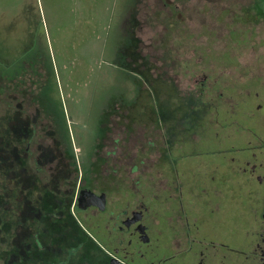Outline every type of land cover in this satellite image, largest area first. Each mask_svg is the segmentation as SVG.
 <instances>
[{
	"label": "rangeland",
	"instance_id": "obj_1",
	"mask_svg": "<svg viewBox=\"0 0 264 264\" xmlns=\"http://www.w3.org/2000/svg\"><path fill=\"white\" fill-rule=\"evenodd\" d=\"M133 1L0 0V264L27 243L30 264H52L36 235L68 250L67 221L101 234L109 214L74 209L85 190L107 194V212L153 206L162 250L185 219L244 238L251 153L227 145L250 141L235 121L264 132V0Z\"/></svg>",
	"mask_w": 264,
	"mask_h": 264
},
{
	"label": "flooded vegetation",
	"instance_id": "obj_2",
	"mask_svg": "<svg viewBox=\"0 0 264 264\" xmlns=\"http://www.w3.org/2000/svg\"><path fill=\"white\" fill-rule=\"evenodd\" d=\"M258 9L264 14V2L260 3ZM250 97L252 101L249 103ZM262 97L259 93L250 95L248 105L254 106V100L259 101ZM227 102H230L229 106L233 107V112L242 106L239 103H243L238 101V104H235V100L230 98ZM257 108L263 110V105H258ZM231 125L250 134V141L244 146L236 142L227 145L230 146L227 149L229 153L242 152L246 155L251 153V160L245 162L243 169V172L252 178V184L243 190L247 220L244 223L242 241L232 243L231 240L225 239L217 227L203 221L204 217L196 218L193 223L185 219L181 229L169 230L154 217L153 206H146L143 203L134 207L128 205L125 209L117 204L115 207L117 211L107 212L108 196L105 193L100 194L106 195L105 210L95 206L83 209L79 202V194L78 199L72 201L74 209L77 208L86 214L91 211L92 217H96L97 214H109L108 223L98 225L96 229L102 233L94 235L83 225L77 226L76 223L67 221L65 227L67 235L58 236L59 239L70 238L73 245L62 252L58 246L45 249L39 239L40 234H37L34 245L39 246L40 251H45L41 254L42 260L51 257L55 259L52 264H78L82 260L83 264H179L180 261L183 264H264V132L260 130L258 133L259 129L254 124L244 126L241 121H235ZM226 126H230L229 123L223 127ZM215 150L218 152L212 150L211 155L226 153L224 148ZM72 202L67 204L68 209ZM71 216L75 217V214ZM112 224L114 228L109 230ZM161 225L165 226V232L169 231L168 237L164 239L167 241L164 250L160 248L161 237L164 235ZM225 227L226 234L231 236L230 223L227 222ZM75 228L84 238L81 234L79 236ZM170 231L173 235H170ZM107 232L109 233L106 235ZM32 245L27 243L23 254L19 255V264H30L29 259L34 252ZM9 255L8 261L15 256L14 253Z\"/></svg>",
	"mask_w": 264,
	"mask_h": 264
},
{
	"label": "trees",
	"instance_id": "obj_3",
	"mask_svg": "<svg viewBox=\"0 0 264 264\" xmlns=\"http://www.w3.org/2000/svg\"><path fill=\"white\" fill-rule=\"evenodd\" d=\"M128 1V0H127ZM134 3L136 2V0H134L133 1ZM132 2V4L131 5H128L127 6V8H126V12L127 13H131V12H134L135 11V5H134V3ZM126 13V14H127ZM135 13V12H134ZM126 17V16H125ZM124 17V18H125ZM132 17H136V15L135 14H133L132 15ZM128 23V20H123V22H122V33H121V35H122V37L124 38L125 37V41H127V43L126 44H128V45H126V44H124L123 46H120V47H118V54L121 52L120 50V48H123L125 45L126 46H129L130 44H131V41H132V31H131V29L130 28H127V24ZM128 38V39H127ZM130 48V47H129ZM123 52V51H122ZM122 52L119 54L120 56H119V59H124V57H123V55H121L122 54ZM118 59V60H119ZM121 61V60H120ZM123 64V63H122ZM138 72L136 71V70H132V72H130V74H132V75H138L137 74ZM137 77V76H136ZM142 79V78H141ZM139 88V87H138ZM47 110H48V107H45V112H47ZM48 116V115H47ZM55 129H56V132H58V129L55 127ZM94 144H96V141H93V143H92V145H91V150L94 148ZM65 145H67V148L69 147L71 150H72V143L70 144V142H69V140H67L66 142H65ZM92 152V151H91ZM83 159H82V162H83V165L85 166V169H86V166H88V163H89V161H91L92 160V154H90V152L88 153V155L84 158V157H82ZM88 169V168H87Z\"/></svg>",
	"mask_w": 264,
	"mask_h": 264
},
{
	"label": "water",
	"instance_id": "obj_4",
	"mask_svg": "<svg viewBox=\"0 0 264 264\" xmlns=\"http://www.w3.org/2000/svg\"><path fill=\"white\" fill-rule=\"evenodd\" d=\"M79 202L81 208L87 209L91 206L99 207L101 210H105L106 207V195L98 196L91 191H83L80 194Z\"/></svg>",
	"mask_w": 264,
	"mask_h": 264
}]
</instances>
